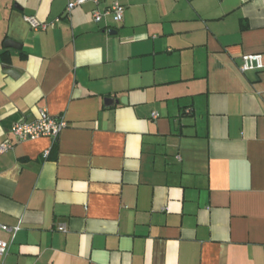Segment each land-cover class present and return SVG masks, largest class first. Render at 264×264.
Instances as JSON below:
<instances>
[{"label": "crops", "instance_id": "0c3cea01", "mask_svg": "<svg viewBox=\"0 0 264 264\" xmlns=\"http://www.w3.org/2000/svg\"><path fill=\"white\" fill-rule=\"evenodd\" d=\"M70 1L0 0V264H264V0Z\"/></svg>", "mask_w": 264, "mask_h": 264}, {"label": "built area", "instance_id": "2783aa9c", "mask_svg": "<svg viewBox=\"0 0 264 264\" xmlns=\"http://www.w3.org/2000/svg\"><path fill=\"white\" fill-rule=\"evenodd\" d=\"M88 1L98 4L100 0H71L67 6L66 18H70L72 11L79 6L86 4ZM125 8L120 3V0H113L111 6L104 12L94 11L92 13V18L95 23L100 24L106 16L112 17L116 24H121L124 20ZM28 23L34 30L46 31L50 27H54L60 20L57 19L54 22L46 23L39 22L35 18H27ZM243 64L241 70L243 72L249 71H261L264 70L263 56L261 55H247L243 58ZM187 115L191 113L190 110H186ZM157 118V115L154 116ZM69 126L68 122L62 117H54L48 113L46 109H40L38 113V118L33 121L19 120L15 122L10 132L15 138L17 143H22L31 140H37L40 138H48L53 144H56L61 133L67 129ZM13 148V143L5 142L0 145V154L7 152ZM50 155V150L44 153L45 158ZM20 225L15 228H10L6 225H0L1 232H10L13 234V239L15 238L17 232L20 230ZM64 231L63 228L59 229ZM11 243L0 240V257H6L9 253Z\"/></svg>", "mask_w": 264, "mask_h": 264}, {"label": "water", "instance_id": "95a60500", "mask_svg": "<svg viewBox=\"0 0 264 264\" xmlns=\"http://www.w3.org/2000/svg\"><path fill=\"white\" fill-rule=\"evenodd\" d=\"M8 47H18V45L17 44H14L13 42H7V44H6ZM20 48V47H19Z\"/></svg>", "mask_w": 264, "mask_h": 264}]
</instances>
